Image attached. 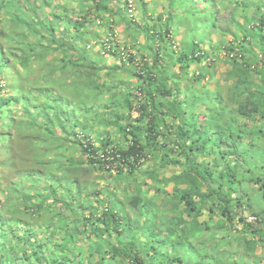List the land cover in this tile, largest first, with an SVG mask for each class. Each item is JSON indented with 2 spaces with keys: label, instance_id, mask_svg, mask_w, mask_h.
Returning a JSON list of instances; mask_svg holds the SVG:
<instances>
[{
  "label": "trees",
  "instance_id": "16d2710c",
  "mask_svg": "<svg viewBox=\"0 0 264 264\" xmlns=\"http://www.w3.org/2000/svg\"><path fill=\"white\" fill-rule=\"evenodd\" d=\"M25 1L0 0V19L8 17L3 29L6 33L0 32V65H10L3 57L6 53L13 55L18 45L26 59L43 61V70L58 71L60 77L68 66L85 67L84 59L91 64L99 62L97 67L92 64L90 73L81 74L85 76L81 84L87 87L88 81V89L100 88L89 80L91 76L96 82L97 71H126L135 78L138 95L132 101V93L126 90L113 95L110 103L128 112L135 110L137 116L118 126L123 142L110 138L106 129L114 126L111 121L91 140L92 126L77 122L75 113L60 124L58 130L63 137L49 126H27L24 111L20 119L7 120L25 142L33 162L24 172L15 171L18 180L11 179L9 186L3 188L0 182V189L6 193V199L0 201V264H206L205 258L212 264H248L244 256L253 254L264 241V226L254 229L242 217L243 209H253L250 193L256 192L264 207V0H165L164 10L155 13L151 8L148 17L144 0H75L79 5L75 17L67 9L70 0H57L64 7L60 3L57 6L56 0H35L30 5L26 3L24 9ZM130 1H135L141 11L140 23L127 13ZM216 3L222 9L232 8L230 21L236 32L229 42L224 40L227 28L217 27L218 11L208 12ZM53 5L59 10L49 22L42 23L39 18L46 12L41 9ZM237 8L242 15L241 25L235 21ZM189 17L193 20L189 21ZM96 20L107 36H112L119 26L143 35L144 54H130L128 50L116 53L118 46L105 42V50L112 48L111 56L120 60L119 65L109 68L103 60H92L82 53L88 46V37L98 40L99 36L90 30ZM180 27L183 35L175 49ZM199 29L203 34L198 33ZM33 33L37 34L34 43L27 45L24 39ZM212 33L219 34L218 44L223 46L224 63L229 67L223 78L225 94L219 90L220 85L213 90L197 88L204 80L214 79L215 66L206 63L210 54L203 48ZM72 44L77 51L75 59L55 55L66 53ZM210 47L214 53L215 43ZM175 65L176 72L169 70ZM192 65L195 70H190ZM20 79L11 86L18 94L3 100L0 107L21 105L19 91L14 88ZM183 80H191L196 86L188 84L183 90ZM116 85L120 87L123 82ZM93 92L100 96L99 91ZM198 104L201 109L196 112ZM74 148L83 160L74 157ZM11 160L0 162V171L16 168ZM149 161L157 164L148 166ZM83 166L116 171L118 178L123 169L131 176L144 166V179L136 183L132 194L125 196L126 204L112 200L101 211L91 199L94 193L87 187V180L81 177ZM170 166L179 170L167 176L163 169ZM168 186L170 193L165 191ZM150 191L153 194L146 196ZM203 209L208 218H218L217 230L238 222L253 235L250 239L243 237V252L234 259L235 254L217 250L213 256L194 263L182 261L174 250V255L165 257V244L171 248L182 244V254L191 252L189 238L211 229L197 221ZM153 226L157 233L151 229ZM160 228H165L167 234L161 236L157 230ZM177 232L181 235L172 239ZM95 255L97 259L93 260Z\"/></svg>",
  "mask_w": 264,
  "mask_h": 264
},
{
  "label": "rangeland",
  "instance_id": "374dc122",
  "mask_svg": "<svg viewBox=\"0 0 264 264\" xmlns=\"http://www.w3.org/2000/svg\"><path fill=\"white\" fill-rule=\"evenodd\" d=\"M34 1L35 0H26L22 4L23 8L25 9L26 3L30 5L34 3ZM213 1L215 2L216 0ZM55 3L57 6L58 3H60L62 7H64L62 2L60 1L56 0ZM144 4L146 10L148 11V13L146 14L147 17L148 15H150L151 8L155 13H159L164 10V7L166 5L165 0H144ZM109 5L110 7H112L114 4L113 2H110ZM57 6H45L41 9L43 12H46L39 18L41 19L42 23H47L50 21L51 16H53V14L57 13V11L59 10ZM130 6L131 7L127 13L131 15L132 19L135 22L140 23L142 15L136 2L130 1ZM67 9L71 12V16L75 17L74 14H77L79 11V5L75 0H70ZM231 9L232 8L230 6L222 9L219 7L218 3H216V5L211 8V11L208 9V12L218 11L216 17L218 25L217 27H221V29L227 28L229 33L224 36V40L227 42L232 40V33L236 32V27L234 26L232 21H230ZM50 10L53 11L49 13ZM235 12L237 13L235 21L241 25L242 15H240V9L237 8ZM249 15L250 13H248V16ZM200 16L202 15L199 13V19ZM1 19L0 32L3 31L6 19H8V17L2 16ZM192 20L193 17H189V21ZM146 23L149 25L151 24L150 20H146ZM40 27H42V25H40ZM99 27L100 25H98V21L96 20L95 24L90 27V30L95 31L97 36H99L98 40H94L91 37H88L86 41L88 46H84L85 48H83L82 51V53L89 55L92 60H95L96 58H98L97 61L103 60L105 62V66L109 68L111 66L120 64V60L117 57L111 56L110 51L112 48L109 52L105 50L106 46H104V43H107L108 41L112 42V46H118L116 48V53H125V51L128 50V53L130 54H144L143 49L141 48L145 42V38L143 35L137 34L132 30H127L124 28V26H119L118 28L114 29V34L112 36H107L104 28ZM55 28L56 26L54 27V29ZM56 29L60 30V26H58ZM3 32L6 33V31ZM179 32L180 33L175 36V49L178 48L177 42H179L181 36L183 35L182 27H180ZM42 33L43 32H41L40 34ZM198 33L201 35L203 34V31L199 29ZM13 34H10L9 36H12ZM35 34L36 33H33L32 35H26L24 42L27 43V45L34 43L37 35ZM46 34L47 33H44V35ZM59 34H62V31L58 32L57 35L60 36ZM238 36H240V33H238ZM133 38H135V41H132ZM218 42H220V36L218 33H212L205 40V43L203 45L204 51L210 54L206 63L214 64L215 74L213 80H204L199 84L197 88L205 86L207 89L213 90L216 88V86L220 85L221 88L219 90L225 94L227 90L226 85H224L225 80H223V78L225 71L228 70L229 67L224 63L225 55L223 46L221 44H218ZM213 43H215L216 45V50L214 51V53H211L210 46L211 44L213 45ZM73 44L69 46L66 53H64L63 51L60 54L53 53V55H59L60 57L65 55L70 58L71 56L74 57L77 51L76 49H74V45L76 46V44ZM13 45L16 46L12 43L11 46ZM29 49L31 50L32 46H29ZM75 58L76 57H74L73 59ZM3 59L9 61L10 65H0V83H3L4 85L3 91L0 93V103L3 100L12 98L16 96V94H18V92L11 88V86L13 87L14 82L18 81L17 79L21 77L19 82L15 83V86L18 87L14 88H17V90L19 91V99L21 100L22 105L21 106L16 103H9L5 105V107H0V162L3 163L6 159L11 160L12 158V164L14 165L15 163V166H17L16 168L13 167V169L7 170L5 168V170L0 171V182L3 188L7 187V185L9 186L11 179L18 180L15 171L20 170V172H24V169H29L32 167L31 164L33 160L31 158V154L26 148L25 142L23 141V139H20L21 137L19 138V134H17L15 127H12L11 122H7L9 118L20 119L23 115V111L26 114L23 119L26 120L27 126H31L34 124L42 125L43 127L49 126L51 130H58L60 128V124H62L66 119L72 118L70 113H75L78 115L76 120L77 122L80 121V124L85 123V125L90 124L92 126V129L90 130L91 132L89 134V138L91 140H95L98 136V133H102V130L105 131L106 123L111 121L114 126H107L106 129L110 135V138L113 140L119 139L121 142H123V138H121V134L118 132L117 128H119V125L128 124L137 116V112L135 110L128 112L124 107L117 108L115 106H112L110 103V98L113 95H120L126 90H130V92L132 93V101L134 100V97L138 95L136 92V80L129 73H127L126 71H122L115 74L114 72L112 73L107 69L97 71L94 74L96 82L90 75L89 80L94 84L98 83V86L100 88L88 89V81H86L87 87L81 84V80L85 78L84 75V77L82 78L81 74L87 72L90 73V71L92 70V64L97 67L99 62H97L96 64H91L89 62H86L84 59V63L86 65L85 67L72 69L70 66H68V68L64 70L65 75L60 77L58 71L50 73L48 70H43V68H46L43 64V61L34 62L26 59L24 50L18 49V45L17 51H15L13 55L10 53H6ZM37 63L40 64L38 65V67L36 66ZM80 63L83 64L82 62ZM203 64L204 63H201V66H203ZM34 66H36V70L33 72L32 67ZM195 68L196 66L192 65L190 67V70H195ZM169 70L176 72L178 70V67L175 65L170 67ZM22 78L26 80L22 81ZM70 79H74V82L70 81ZM118 82H123V85L117 87L116 84H118ZM188 84L196 86V84L194 82H191V80H183L180 83V88L185 90L186 87H189ZM93 91H99L100 96H98ZM200 109L201 107L198 104L196 112ZM116 116L120 117V119L115 120L114 118ZM24 122L21 121V123ZM247 124L248 126L251 125V123L249 122ZM59 132L60 131L58 130L57 134L60 135V137H63V134ZM27 133L31 134V131H28ZM4 141L7 144H4ZM94 144L95 146L98 145L97 142H94ZM167 144L170 143L167 142ZM72 151L75 158H79L80 156L79 159L83 160V156L80 155V152L78 150L75 151L74 148L72 149ZM15 159L17 160V162H14ZM149 164L156 165L157 162L149 161V163L147 162V165L149 166ZM123 170L124 171L121 174L122 176L118 178L116 171L107 172L98 171L96 169L90 170L89 168L83 166L81 177L87 180V187L94 193L91 199L94 201V205L99 206L101 211L104 210L106 202L111 203L112 200H119L126 204L125 196L132 194L135 190L136 183H139L142 179H144V177L142 176V172L145 171L144 166L138 169V172H134L131 176L127 175L126 169ZM177 170L179 169L170 166L164 168L163 173L169 176ZM32 180L33 179H30V181ZM245 188L246 186H244V189ZM165 191L170 193L171 186L166 187ZM255 193L254 195L250 193L249 197L253 209H243L242 217L248 219L249 217H254V214H258L259 217L251 221V226L254 229H258L264 226V214H261V209L264 207ZM151 194H153L152 191L147 193L146 196H151ZM95 198H97V200H100L102 203L96 204L94 200ZM5 199L6 193L5 191L0 189V201H4ZM159 201L160 200H155V203H159ZM239 215H241V213ZM217 220V217L213 219L208 218L206 215V209H203L201 217H198L197 221L200 223H206V225H208V227H210L211 229L202 231L197 235H193L189 238V241L192 244L191 252L186 251L182 254V251L185 250V245L182 244H177V248H171L168 244H165V247H163L162 249V254H164L165 257H167L169 254L170 256H172L174 255V250L176 253H178L177 255L179 257H182V261H190L194 263L195 261L200 260L205 256H213L215 251L217 250H223L224 252L226 251L227 254H235L233 258L237 259V256L243 252V237L250 239L253 235L248 234L246 231H244V229L242 228V224L238 222H235L233 225L228 226L224 230H217L215 227V223L217 222ZM151 229L155 231L154 226ZM157 230H159L161 236L167 234L165 228H160ZM155 233H157V231H155ZM180 235L181 233L177 232L174 236H171V238H178V236ZM155 238H157V235L155 236ZM84 254L86 256V253ZM96 259L97 257L95 255L93 257V260ZM243 261H246L248 264H264V241L258 244V247L253 252V254L244 256ZM204 262L206 264H212L209 258H205Z\"/></svg>",
  "mask_w": 264,
  "mask_h": 264
},
{
  "label": "clouds",
  "instance_id": "9594fccd",
  "mask_svg": "<svg viewBox=\"0 0 264 264\" xmlns=\"http://www.w3.org/2000/svg\"><path fill=\"white\" fill-rule=\"evenodd\" d=\"M4 85L3 83H0V93L3 91Z\"/></svg>",
  "mask_w": 264,
  "mask_h": 264
},
{
  "label": "built area",
  "instance_id": "2783aa9c",
  "mask_svg": "<svg viewBox=\"0 0 264 264\" xmlns=\"http://www.w3.org/2000/svg\"><path fill=\"white\" fill-rule=\"evenodd\" d=\"M255 218L254 217H249L248 218V221L251 222L252 220H254Z\"/></svg>",
  "mask_w": 264,
  "mask_h": 264
}]
</instances>
